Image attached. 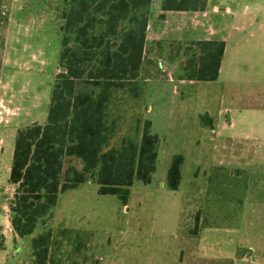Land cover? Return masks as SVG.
<instances>
[{
    "label": "rangeland",
    "instance_id": "1",
    "mask_svg": "<svg viewBox=\"0 0 264 264\" xmlns=\"http://www.w3.org/2000/svg\"><path fill=\"white\" fill-rule=\"evenodd\" d=\"M162 2L151 0L145 10L150 26L137 96L128 85L110 88L116 125L110 145L125 135L139 137L145 120L158 135L151 181L134 180L124 205L113 194L98 193L90 178L59 193L52 218L38 222L31 234L9 232L4 238L0 233V264H28L31 237L48 226L82 232L80 249L68 264H264V160L244 170L206 159L209 145L201 139L210 128L204 122L216 108L219 89L181 77L179 63L196 53L195 39L164 37L188 29L192 12L169 13L165 22ZM206 2L198 0L192 9L203 10ZM214 3L220 9L258 10V20L264 19V0ZM67 8L65 0H0V222L9 214L1 205L8 204L14 189L7 178L16 130L45 121L54 80L63 71L58 57ZM175 153L183 156L181 180L177 189H168L166 173ZM69 164L81 166L65 158L64 167ZM254 199L262 206L255 208ZM195 219L198 228L191 233Z\"/></svg>",
    "mask_w": 264,
    "mask_h": 264
},
{
    "label": "trees",
    "instance_id": "2",
    "mask_svg": "<svg viewBox=\"0 0 264 264\" xmlns=\"http://www.w3.org/2000/svg\"><path fill=\"white\" fill-rule=\"evenodd\" d=\"M65 1L68 8L62 13L58 57L63 71L54 80L46 119L18 128L13 140L7 180L14 189L7 206L10 226L18 237L52 218L59 193L90 178L98 193L113 194L124 205L133 181L149 183L156 167L158 135L150 131V120L144 121L139 137L125 135L110 145L116 129L109 111L110 88L128 85L137 96L135 83L146 44L145 10L151 0ZM197 2L163 0L161 9L188 10ZM191 43L197 50L179 63L181 77L215 80L224 41ZM204 124L211 126L210 118ZM65 158L78 160L80 168L64 167ZM182 162V154L172 155L166 173L168 189L179 187ZM197 228L195 219L191 233ZM81 233L76 228H44L30 239L28 264H68L80 249ZM67 245L72 250L63 249Z\"/></svg>",
    "mask_w": 264,
    "mask_h": 264
},
{
    "label": "crops",
    "instance_id": "3",
    "mask_svg": "<svg viewBox=\"0 0 264 264\" xmlns=\"http://www.w3.org/2000/svg\"><path fill=\"white\" fill-rule=\"evenodd\" d=\"M209 1L203 10H165L163 15L166 16L162 20L165 22L172 12L191 11L192 14L188 29L182 34L173 29L164 38L224 41L217 78L207 81L216 84L219 93L216 108L208 111L209 134L204 135L201 142L206 141L209 145L206 159L211 165L248 170L256 159L264 160V19L258 20V10L238 11L229 5L220 9L214 0ZM255 188L261 190L262 186L255 185ZM259 197L262 199L261 195ZM260 199L248 201L256 208L259 204L262 206ZM1 207L6 209L7 202ZM255 211L253 213L259 215ZM9 232L16 237L6 213L0 222V233L6 238Z\"/></svg>",
    "mask_w": 264,
    "mask_h": 264
}]
</instances>
